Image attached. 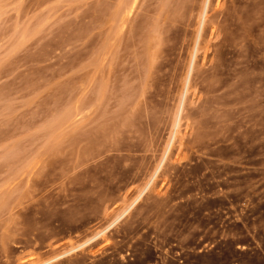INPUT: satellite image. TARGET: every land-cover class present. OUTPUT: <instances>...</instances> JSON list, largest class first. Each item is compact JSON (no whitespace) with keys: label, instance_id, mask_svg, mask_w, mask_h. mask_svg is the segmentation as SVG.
I'll return each instance as SVG.
<instances>
[{"label":"rangeland","instance_id":"rangeland-1","mask_svg":"<svg viewBox=\"0 0 264 264\" xmlns=\"http://www.w3.org/2000/svg\"><path fill=\"white\" fill-rule=\"evenodd\" d=\"M203 4L0 0V264H264V0Z\"/></svg>","mask_w":264,"mask_h":264},{"label":"bare ground","instance_id":"bare-ground-1","mask_svg":"<svg viewBox=\"0 0 264 264\" xmlns=\"http://www.w3.org/2000/svg\"><path fill=\"white\" fill-rule=\"evenodd\" d=\"M203 1H204V4H203L202 11H201V15H200V17H199L200 19H199V26H198V32H197L198 35L196 34V35H197V37H196L197 41H199L200 37L202 36L201 33H202V31H203L204 24L206 23V22H205V21H206V18H208V16H207V11H208V10H207V9H208V5H209V0H203ZM210 2H211V0H210ZM131 3H132V2H131ZM132 4H133V3H132ZM126 7H127V8L129 7L128 4H127ZM131 7H132V6H131ZM220 7H221V6H220ZM127 8H126V9H127ZM129 8H130V7H129ZM129 8H128V10H129ZM124 9H125V7H124ZM219 9H220V8H219ZM121 10H122V9H121ZM128 10H126V11H128ZM118 11H119V10H118ZM216 11H217V10H216ZM218 12H219V11H218ZM119 13H120V12H119ZM214 13H215V12H214ZM214 13H213V14H214ZM213 14H212V15H213ZM221 14H222V13H221ZM130 15H131V14H130ZM214 15H215V14H214ZM217 16H218V15H217ZM214 17H215V16H214ZM214 17H213V18H214ZM222 17H224V16L222 15ZM118 18H119V17H118ZM116 19H117V18H116ZM208 19L211 20V18H208ZM215 19H217V18H215ZM209 20H208V21H209ZM223 20H224V18H223ZM211 21H213V20H211ZM216 21H217V20H216ZM209 22H210V21H209ZM221 22H222V21H221ZM224 22H225V20H224ZM216 23H217V22H216ZM222 23H223V22H222ZM196 25H197V24H196ZM217 25H218V24H217ZM215 26H216V25H215ZM206 27H208V24H207ZM219 27H220V25H219ZM219 27H218V28H219ZM208 28H209V27H208ZM204 29H205V27H204ZM214 29H215V27H214ZM217 30H218V29H217ZM220 30H221V29H220ZM220 30H218V31L220 32ZM204 31H205V30H204ZM218 31H217V32H218ZM214 32H215V31H214ZM212 34H213V33H212ZM196 35H195V36H196ZM221 35H222V34H221ZM217 37H218V35H217ZM220 41H221V40H220ZM199 42H200V41H199ZM219 43H220V42H219ZM199 44H200V43L197 42V44H196V48H195V49H192V50H194V52H192V53H193V54H192L193 56L190 58V60L192 59V61H190L191 63H190V68H189V73H188L189 76H191L190 74H192L191 72L193 71V68H194V67H193L194 64H195L194 60H195V57H196L197 50L199 49V48L197 49V47H199ZM216 44H217V43H216ZM216 44H215V45H216ZM219 46H220V45H219ZM194 47H195V45H194ZM217 47H218V45H217ZM188 64H189V63H188ZM189 76H187L188 78L186 77V78H187L186 81L184 80L185 83H186V85H185L186 88L184 89V90H185V94H187V93H186V92H188L187 88L189 87L188 85L190 84V83H189V82H190V81H189ZM183 93H184V92H183ZM185 94H184V95L182 94V96H180V97H183V98H182V101H180V102H182V103H179V105H180V109H179V111H178V112H179V116H180V115L182 114V112H183V110H182V106H183V104H184V102H185V99H184L185 96H186ZM177 108H179V107H177ZM178 112H177V113H178ZM77 116H78V115H77ZM77 116H76V117H77ZM177 117H178V116H176V118H177ZM177 120H178V121L175 122L176 125L174 126V130H173L174 132H171V133H172V137L170 136V137H171L170 144H169V142H168L169 146H168V148H167V149L165 150V152H164V155H165V156L169 153L170 149L172 148L171 145H172V143L175 141L174 139H175V137H176V134H178V132H177V127L179 126V124H178V123H179V118H178ZM176 138H177V137H176ZM173 140H174V141H173ZM170 147H171V148H170ZM168 155H169V154H168ZM163 157H164V156H163ZM164 160H165V159H164ZM162 161H163V159H162ZM160 163H161V162H160ZM163 163H164V162H163ZM160 165H161V164H160ZM158 167H159V165H158ZM158 167H157V168H158ZM157 168H156V170H157ZM159 168H161V166H160ZM159 168H158V169H159ZM158 171H159V170H158ZM158 171H155V172H158ZM153 172H154V171H153ZM159 172H160V171H159ZM156 174H157V173H156ZM157 175H158V174H157ZM154 178H155V174H154V176L152 177L151 181H152ZM148 184H149V183H148ZM148 184H147L146 186H148ZM151 184H152V182H151ZM149 185H150V184H149ZM147 189H148V187H147ZM138 196H141V195L139 194ZM138 200H139V198H138ZM136 201H137V200H136ZM133 203H134V202H133ZM132 205H134V204H132ZM129 207H130V206H129ZM129 207H128V208H129ZM126 210H127V209H126ZM127 211H128V210H127ZM125 213H126V212H125ZM97 233H98V232H97ZM101 233L103 234L104 231L101 232ZM101 233H100V235H102ZM96 235H97V234H96ZM93 236H94V235H93ZM86 241H87V240H86ZM90 241H91V240H90ZM93 241H94V239H93ZM87 244H88V242H87ZM72 245H74V244H72ZM72 245H71V246H72ZM76 247H77V246H76ZM71 249H72V248H71ZM69 250H70V249H69ZM73 250L76 251L75 249H73ZM73 250H72V251H73ZM85 251H87V250H85ZM76 252H77V251H76ZM69 253H70V252H69ZM62 255H63V253H62ZM63 257H64V256H63ZM56 258H57V257H56ZM92 259H93V258H92ZM51 261H52V260H51ZM35 264H36V263H35ZM45 264H46V263H45Z\"/></svg>","mask_w":264,"mask_h":264}]
</instances>
